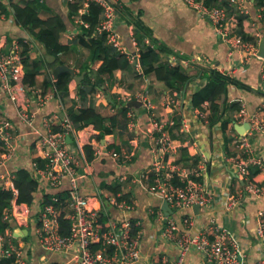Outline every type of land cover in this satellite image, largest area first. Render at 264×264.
I'll use <instances>...</instances> for the list:
<instances>
[{"label":"crops","instance_id":"obj_1","mask_svg":"<svg viewBox=\"0 0 264 264\" xmlns=\"http://www.w3.org/2000/svg\"><path fill=\"white\" fill-rule=\"evenodd\" d=\"M0 2L8 5V0ZM119 5L115 28L126 50L138 54L137 62L129 60L125 67H118L110 74L100 75L98 68L102 59L90 60L89 48L81 36L82 24L75 20L74 13H69V3L64 0H40L41 18L58 14L63 20L65 29L61 31L59 40L67 49L59 54L60 64L42 67L36 75L34 86L47 94L48 98L38 108H35L34 102L32 103V109L36 110L32 125L20 121L13 104L5 102L6 113L20 132L16 156L8 166L11 170L21 166L28 167L33 157L40 156L33 130L42 129L44 115L57 113L60 116H68L72 110L93 108L107 118L106 125L110 126L112 131L100 136L99 129L93 124H87L78 129L73 128L66 137L70 148L75 149L77 156L80 154L79 147L83 149L87 144L102 150L101 154H94L91 160L86 158L87 162H80V193L91 197L92 206L100 207L102 214L105 215L102 216L104 221L130 218L132 221L141 222L139 228H142L144 235L141 243L143 257L135 264H146L149 258H158L161 255L173 258L177 255L178 248L174 243L162 240L160 223L148 212L150 206L155 208L162 206L161 197L148 193L139 184L131 183V178L136 177L153 162L152 146L158 133L154 130L151 120H157L163 125L173 144L167 156L169 161L188 172L196 168L201 160L207 164V170L202 171L197 178L213 193V200L206 210H199L196 213L194 228L198 229L204 225L207 216L213 215L218 223L229 228L237 236L243 250L244 261L256 264L263 251L254 231L258 223V211L264 205V198L243 192V182L234 172L232 162V158L239 156L241 151L231 144V133L232 131L238 133L236 124L245 122L228 123L225 146L219 123L210 127L207 118L203 117H207L209 112L208 103H203L201 107H193L191 95L203 83L198 77L197 70L202 65H211L233 74L254 88V92H250L230 86L228 100L239 101L248 112L258 111L264 118L261 60L252 56L243 61L241 51H233L230 54L228 47L215 34L213 26L183 0H120ZM120 8L128 9V13L123 15ZM248 8L254 15L256 4L248 3ZM1 10L3 11L2 8ZM3 13V17L0 18V36L4 35L8 40L23 36L31 37L27 29L15 24L12 12ZM138 13L154 34L175 52L196 59L195 62L182 64L190 75L182 87H168L153 75L142 71L139 63V45L132 39L133 23L130 21L131 16ZM112 51L118 52L116 48H112ZM43 54L42 45L33 40L29 57L35 59ZM197 56L200 58L197 59ZM47 58L51 59L48 56ZM61 65L71 68L72 73L60 69ZM58 72L68 73V91L63 95L52 90L45 91V82L54 80ZM28 95L33 99L31 90L28 91ZM132 100L139 102L130 104ZM147 101L151 103L150 106H147ZM125 106L127 110L122 112L121 109ZM110 118L114 119L112 125L109 122ZM248 138L255 153L264 160V135L255 132ZM114 147L116 149L111 150ZM109 150L125 153L115 159L105 153ZM114 180L122 184L120 193L131 192L137 203L133 210L120 211L106 199L105 194H114L101 184ZM253 180L263 181L264 171L256 174ZM66 188L67 183L61 187H50L45 181L40 182V187L35 191L34 200L29 206L30 222L27 227H22L28 231L21 230L22 234L15 233L16 242L24 246L33 261L39 262L42 257L51 262L64 260L62 253L47 252L41 247L31 226L41 207L43 194L65 192ZM241 194L238 204L230 209L225 207L224 202ZM174 215L178 220V214ZM185 260L190 264H206L202 255L194 250L188 252Z\"/></svg>","mask_w":264,"mask_h":264},{"label":"built area","instance_id":"obj_2","mask_svg":"<svg viewBox=\"0 0 264 264\" xmlns=\"http://www.w3.org/2000/svg\"><path fill=\"white\" fill-rule=\"evenodd\" d=\"M64 1L77 5L74 17L84 27H89V23L82 18L83 14L88 12L91 3L97 4L100 7L99 20L92 34H105L107 44L118 52L125 53L130 61L137 62L138 54L126 50L115 28L120 0ZM183 1L213 26L215 34L228 47L230 54L233 51H241L243 61L252 56L261 60L260 79L264 85V57L257 54L260 42L264 41V5H256L253 15L248 3L256 4V0H215L211 5L206 4L205 0ZM3 15L0 7V18ZM240 21L243 26L239 25ZM244 32L249 33L251 39H244ZM132 39L135 40L134 37ZM33 40L32 36L10 40L4 35L0 36V188L12 190L14 193L15 173L8 163L16 156L20 132L6 113L5 102L13 104L20 121L32 125L36 113V110L32 109V103L38 108L48 98L41 89L26 86L22 82L23 50L25 47L30 49ZM194 60L196 59L184 58L175 53L169 54L168 57L171 64H188L195 62ZM29 90L33 99L28 95ZM146 104L151 105L148 101ZM233 119V122L237 123L249 122L245 135H239L235 131L231 133V144L241 151L239 156L232 158L234 172L243 182V192L264 198V180L256 182L249 178V170L253 166L264 171V160L255 153L248 138L255 132L264 135V118L258 111L248 112L241 104L233 114ZM151 121L158 133L152 146L154 159L148 168L131 178V183L139 184L148 193L167 201L172 209L171 214L165 213L160 206H150L148 212L160 223L162 240L174 243L178 253L173 258L166 255L149 258L146 264H190L185 260L190 250L199 252L206 264H248L243 259V250L237 236L229 228L218 223L213 215L207 216L204 225L198 229L194 228L196 213L206 210L213 200V193L194 178L207 170V164L201 160L196 168L188 172L169 161L167 156L173 146L171 138L161 123L154 119ZM55 125H58L59 129L55 130ZM71 131L73 126L67 115H44L42 129L33 130L43 165L34 161L31 164L37 179L45 181L48 186L61 187L67 183V196L62 198L59 194L51 195L49 202L41 204L33 226L30 225L41 247L47 252L62 253L64 260L51 262L42 257L39 262L33 261L24 246L16 242L17 235L14 231L28 226L30 208L28 205H20L15 198L2 214V220L7 222L8 226L0 232V258L12 257L14 264H135L143 257L141 243L144 235L142 228H139L141 222L132 221L130 218L104 221L100 207L92 206L91 197L80 193L79 166L81 161L87 160L84 149L79 147L80 154L77 156L75 149L70 148L66 141ZM92 149L95 155L102 153L100 148ZM105 153L117 159L125 152L109 150ZM176 178L178 183L175 182ZM241 196L242 194L224 202L225 207L233 208L239 203ZM105 197L120 211L133 210L137 204L133 197L130 200L118 199L111 194H105ZM194 205L199 206L197 212L193 210ZM64 212L70 225L66 234L60 232V217ZM174 214H178V220ZM134 226L138 227L135 232ZM254 233L263 251L256 264H264V205L258 211V223Z\"/></svg>","mask_w":264,"mask_h":264},{"label":"trees","instance_id":"obj_3","mask_svg":"<svg viewBox=\"0 0 264 264\" xmlns=\"http://www.w3.org/2000/svg\"><path fill=\"white\" fill-rule=\"evenodd\" d=\"M39 2L40 0H8V5H4L0 2V7L4 12H12L15 24L27 29L34 40L42 45L44 49L43 56L31 59L29 57V48L25 47L23 50V67L24 76L22 82L26 86H34L36 82V75L40 72L42 67L52 66L60 64L61 60L59 54L67 49V46L62 44L59 40L61 31L65 29V24L61 17L56 14L47 18H41L39 15ZM205 3L211 5L215 3V0H205ZM257 6L264 5V0H256ZM8 7L10 9H8ZM8 9V10H7ZM123 15L128 13V9H121ZM77 12V5L74 3L69 4V13L73 14ZM100 7L97 4L91 3L89 5L88 12L83 14L82 18L89 23V27L82 26V38L85 39V45L90 51V60L94 61L102 59V63L98 68L100 75L110 74V72L118 67H125L129 59L124 53L112 51V46L106 43L105 34L93 35V29L99 20ZM130 21L133 23V37L136 43L139 45V63L142 71L147 74L153 75L156 79L164 82L168 87H182L190 75L187 69L180 64H171L168 61L169 54L176 53L171 47H169L164 41L158 38L153 30L142 20L140 13L136 16H131ZM243 26L242 21L239 23ZM244 39H251L249 33H243ZM51 57V59H48ZM182 56V55H181ZM185 58V56H182ZM198 77L203 83L198 86L191 95V105L193 107H201L203 103H208L209 112L207 114L208 126L213 127L219 123L223 132V141L226 146L227 125L230 121H233V114L241 107L239 101H229V89L230 86L254 92L248 83L235 77L229 72H224L211 65L200 66L197 70ZM68 73L58 72L55 75L54 80L46 81V90H52L59 95H63L68 91ZM127 107H122L121 111L125 112ZM68 117L72 122V126L75 129L83 127L87 124H93L96 129H99V135L112 131L110 126L106 125L107 118L101 116L93 108H85L80 110H72L68 113ZM114 119L110 118L109 122L112 125ZM54 129H59L58 126H54ZM87 160H91L94 157V153L91 145L87 144L83 147ZM114 147L111 150H115ZM38 165H43V159L39 156L32 159ZM31 160V163H32ZM197 161V159H195ZM31 163L28 167H18L14 171L15 177L13 180L16 193L12 190L0 188V232H3L8 223L2 220V214L4 210L10 205L11 200H15L23 206H30L34 200V193L40 187V182L35 176ZM260 172L259 168L251 167L249 170V178H253ZM196 180L199 178L195 177ZM178 183V179H175ZM103 188L117 195V198H125L130 200L132 194L130 191L121 192V182L114 180L111 182H103L101 184ZM55 194H59L62 198H65L67 194L59 191ZM51 200V195L48 193L43 194L42 204H45ZM105 217V215L103 214ZM69 221L66 218L65 212L60 217V232L66 234L69 232ZM138 227H133V232ZM0 264H14L12 257L0 258Z\"/></svg>","mask_w":264,"mask_h":264},{"label":"water","instance_id":"obj_4","mask_svg":"<svg viewBox=\"0 0 264 264\" xmlns=\"http://www.w3.org/2000/svg\"><path fill=\"white\" fill-rule=\"evenodd\" d=\"M259 56H261V57H264V41H261L260 42V45H259V50H258V53H257ZM60 69H64V70H66V71H68V72H70V73H72V69L71 68H69L68 66H65V65H61L60 66ZM139 102V101H138ZM137 102V100H132L131 102H130V104H136V103H138ZM236 128H237V130H238V134L239 135H245L246 134V132H247V130H248V128H249V122H245V123H243V124H236ZM68 139L70 140L71 138H70V136L68 137ZM162 209H164V211H165V213H170L171 211H172V209L169 207V205L167 204V201H163V203H162ZM198 208H199V206L198 205H194L193 206V210L195 211V212H197L198 211ZM21 230H23V231H25V232H27L28 230L27 229H16L15 231H14V233H16V234H22V232L23 231H21Z\"/></svg>","mask_w":264,"mask_h":264}]
</instances>
